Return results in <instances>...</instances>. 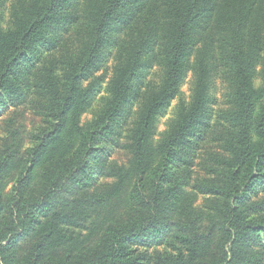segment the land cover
<instances>
[{"label":"trees","instance_id":"trees-1","mask_svg":"<svg viewBox=\"0 0 264 264\" xmlns=\"http://www.w3.org/2000/svg\"><path fill=\"white\" fill-rule=\"evenodd\" d=\"M127 1L105 0L94 12L87 66L112 42L113 24L136 18L137 8L125 9ZM212 2L166 0L173 20L166 76L136 123L127 165L110 164L107 136L133 104L145 39L121 65L111 97L91 125H82L81 118L96 92L83 89L81 74H75L62 99L57 93L56 122L29 150L23 152L16 132L4 139L0 264H264V86L254 84L241 50L231 56L236 110L229 155L218 170L222 182L190 185L176 162L178 150L204 140L212 127L206 66L177 125L159 146L154 142L155 120L179 92L192 33ZM5 3L0 0V113L20 98L14 78L19 61L42 48L55 50L57 33L78 21L72 0H37L17 8L12 28L5 30ZM108 179L113 181L103 182ZM189 188L219 201L217 216L199 214Z\"/></svg>","mask_w":264,"mask_h":264},{"label":"rangeland","instance_id":"rangeland-1","mask_svg":"<svg viewBox=\"0 0 264 264\" xmlns=\"http://www.w3.org/2000/svg\"><path fill=\"white\" fill-rule=\"evenodd\" d=\"M1 1H6L3 25L8 30L14 23V11L37 0ZM72 1L78 21L67 31L57 33L61 36L58 47L50 52L42 48L39 54H31L15 67L14 78L21 95L16 107H7L0 113V147L4 139L16 132L24 142L23 152L29 150L37 135L56 122L53 115L57 109V93L62 99L75 74H81L83 89L92 87L96 92L81 118L82 125H91L107 105L121 65L132 57L137 43L145 39L142 65L134 82L133 104L123 110L107 136L113 147L110 164L127 165L132 134L140 114L151 94L161 91L165 80L166 52L172 41V15L166 0H128L125 9L137 8L136 18L130 24H113L112 42L101 47L96 61L87 66L93 42L94 12L105 0ZM238 14H241L240 24ZM199 22L200 27L192 33L179 92L157 116L154 134V142L159 146L177 125L185 106L191 103L198 74L202 66H206L209 70V105L214 110L212 127L204 140L176 152L178 169H182L181 173L190 185L222 182L218 170L224 169L221 158L229 155L227 147L234 130L236 110L237 80L231 64L235 51L241 50L254 84L264 86V0H213ZM3 100L9 101V97L5 96ZM188 191L193 190L189 188ZM262 194L264 197V192ZM193 197L198 213L204 218L217 216L219 201L194 191Z\"/></svg>","mask_w":264,"mask_h":264}]
</instances>
